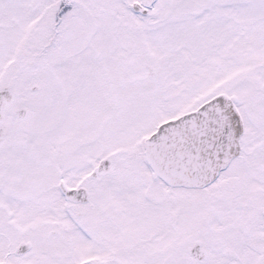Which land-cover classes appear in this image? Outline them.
Segmentation results:
<instances>
[{
  "label": "snow or ice",
  "instance_id": "6c2138e0",
  "mask_svg": "<svg viewBox=\"0 0 264 264\" xmlns=\"http://www.w3.org/2000/svg\"><path fill=\"white\" fill-rule=\"evenodd\" d=\"M0 264H264V0H0Z\"/></svg>",
  "mask_w": 264,
  "mask_h": 264
}]
</instances>
